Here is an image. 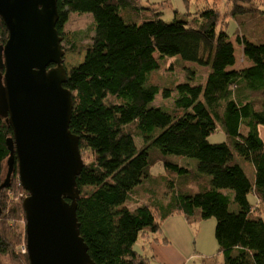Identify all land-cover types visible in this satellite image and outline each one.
I'll list each match as a JSON object with an SVG mask.
<instances>
[{
	"label": "trees",
	"instance_id": "obj_1",
	"mask_svg": "<svg viewBox=\"0 0 264 264\" xmlns=\"http://www.w3.org/2000/svg\"><path fill=\"white\" fill-rule=\"evenodd\" d=\"M212 1L167 21L157 8L149 10L153 2L57 0L55 26L64 49L84 52L82 61L68 69L64 86L73 99L69 128L79 135L80 150L88 152L76 178V216L96 264H151L133 245L144 233L168 241L162 223L174 213L191 220L215 218L223 264H264V140L258 131L264 125V0H224L221 15L219 0ZM71 12L92 16L87 33L66 28ZM245 16L250 19L240 20L244 35L237 34L236 41L250 65L234 69L235 47L226 24ZM80 33L88 38L85 44H78ZM6 38L0 18V44ZM155 54L206 66L204 84L191 83L189 76L161 89L152 81L159 70ZM172 92V104L157 103L158 93L168 99ZM218 128L227 140L210 142ZM11 134L0 117V182ZM166 155L195 159L197 172ZM157 160L168 171L190 175L197 189L175 191L172 181L171 197L160 199L161 180L149 172ZM145 184L153 187L147 190ZM16 189L9 183L0 190V264L7 254L29 264L20 251L25 226L20 234L13 224L24 217L25 196L10 200ZM141 194L146 201H139ZM132 200L135 206L129 207Z\"/></svg>",
	"mask_w": 264,
	"mask_h": 264
},
{
	"label": "water",
	"instance_id": "obj_2",
	"mask_svg": "<svg viewBox=\"0 0 264 264\" xmlns=\"http://www.w3.org/2000/svg\"><path fill=\"white\" fill-rule=\"evenodd\" d=\"M7 38L0 44V117L12 134L6 177L16 170L29 264H96L76 216L84 165L79 135L70 128L72 92L64 84L63 38L57 0H0Z\"/></svg>",
	"mask_w": 264,
	"mask_h": 264
},
{
	"label": "rangeland",
	"instance_id": "obj_3",
	"mask_svg": "<svg viewBox=\"0 0 264 264\" xmlns=\"http://www.w3.org/2000/svg\"><path fill=\"white\" fill-rule=\"evenodd\" d=\"M141 4H146L148 2H153L154 4H150L149 6H152V8H149L150 11L153 10V8H157L161 13L162 17L169 21L172 20L175 17H181L183 16L184 12H186V5L189 4L190 7L199 6L202 7L205 6H211L213 1L212 0H140ZM220 15L225 11V3L224 0H219L216 2ZM180 4V5H179ZM179 7L177 8V6ZM264 5V4H261ZM178 9L180 11V14L178 13ZM150 11H143L142 14L144 15H150ZM189 11H192L191 9ZM188 17V16H187ZM246 19L249 17L245 16ZM250 19V18H249ZM236 22L234 19L228 20V24H226V29L228 30V33L230 36H232V42L235 47V56H236V63L238 65L244 64L247 60H245V57L243 56V51L241 49V45H239L236 41V35L239 34L240 31L237 30V23L240 24V20ZM93 22L92 16L89 13H83L82 15H77L75 12H71L69 16V20L66 24V28L69 31H75V30H85L86 33L89 28V25ZM245 22V19L244 21ZM253 22L254 19H253ZM246 23V22H245ZM91 32H89L90 34ZM81 40L78 41V44H85L88 42V38L84 36V34L80 33ZM79 39V37H78ZM63 47L65 48L64 42H62ZM84 52H67L65 50L64 55V64L68 69H70L72 66L76 65L77 63H80L83 59ZM159 61V70L157 69L155 75L152 77V81H154L161 89L165 86H170L171 84H174V82H184L188 80L189 76H192V80H189L191 83L196 84L198 82H201L204 84L205 76L207 74V67L201 66L193 62H185L183 64H186L184 66L180 62L178 63L177 60H175V57H163V59H159L157 54H155ZM245 60V62H243ZM249 63V61L247 62ZM236 64V65H237ZM191 68H194L195 73L191 71ZM161 92V91H160ZM159 92V93H160ZM157 95V103L158 104H164V105H170L173 102V98L175 93L172 92V96L168 99H163L161 94ZM258 131L262 139L264 140V125L260 124L258 125ZM227 136L225 133L220 130L219 128L217 131L211 133L208 137V140L210 142H220V141H226ZM139 143V140L136 141ZM83 162L85 160V157H87L88 152L84 151L82 152L80 150ZM153 157L156 156V152L152 151ZM168 160H171L173 162H176L178 165H186L189 167L190 171H196V160L190 157H183L178 155H166L165 156ZM162 160H157L154 164L150 166L149 172L150 175H152V178H159L163 184H161V181H159L158 184V191L160 193L159 198L164 199L163 201H166L167 197H171L172 193L167 191L170 190L172 187V184L174 185L175 191L176 189H182V188H193L191 191H195L194 181L191 179L192 177L188 176H180L178 173L168 171L163 167ZM6 171H7V165L5 164L4 170L2 173V180L6 177ZM188 172V174H189ZM247 174L251 175L250 172L247 171ZM163 176V177H162ZM173 181V183H172ZM149 182V181H148ZM172 183V184H171ZM171 184V185H170ZM10 185L16 186L18 189L14 191L15 194H11V201L14 202H20L21 197L25 196V190L22 189V187L19 185L18 180V174L17 170L15 169L10 177ZM144 187L148 190V188H152L153 184H145ZM140 190V188H138ZM25 192V193H24ZM24 193V194H23ZM177 192H175L176 194ZM27 194V193H26ZM139 201L143 200L144 194H141L138 196ZM158 198V200H159ZM249 201L251 203H255V196L253 193L249 194L248 197ZM133 202H130L128 204L129 207L135 206L134 200ZM146 200H143V202ZM264 209V207H263ZM264 217V212H263ZM192 218V217H191ZM187 218L183 213H174L169 218H166L163 223V229L165 235L168 239V241L163 242L162 240H154L150 241L149 243L143 244L146 245V249L143 250L140 246L142 244L143 236H140L139 239L136 240L133 247L134 249L138 250L140 249L141 253L144 255H148L151 259V264H158L156 261L157 255L162 256L163 254L159 253H166L168 251L171 252V249L168 247L171 245L175 248V252L178 254H181V258H171L172 264H223V256L222 253L218 251V245L215 239L214 234V227H215V218L209 217L200 219L197 217L196 219ZM24 217L18 218V220L13 223L16 225V230L20 234L23 231L24 228ZM24 235H22L21 240L23 239ZM139 240V241H138ZM21 242V241H20ZM23 242V240H22ZM21 242V243H22ZM152 244L155 245L156 248L152 246ZM164 244H166L165 249ZM139 247V248H138ZM16 251H18V246L16 248ZM19 252V251H18ZM140 253V252H139ZM155 256H153V254ZM2 264H25L22 257H13L9 254L5 256H1Z\"/></svg>",
	"mask_w": 264,
	"mask_h": 264
},
{
	"label": "crops",
	"instance_id": "obj_4",
	"mask_svg": "<svg viewBox=\"0 0 264 264\" xmlns=\"http://www.w3.org/2000/svg\"><path fill=\"white\" fill-rule=\"evenodd\" d=\"M180 5V4H179ZM179 5L177 6V8L179 7ZM198 8H200L199 6H195V7H190V5L189 4H187L186 5V12L187 11H189L190 9L192 10V11H190V12H194L196 9H198ZM154 9H156V8H154ZM158 10V9H157ZM143 11H146V10H143ZM158 12H159V10H158ZM186 12H184V14L186 13ZM178 13L180 14V11H179V9H178ZM176 15V14H175ZM148 16V15H147ZM244 19H246L245 17H240L239 18V20H242V21H244ZM235 20V19H234ZM236 22H238L239 23V21L238 20H235ZM238 23H237V29L239 28V34L238 35H244L243 34V32L240 30V24L238 25ZM252 24V23H251ZM250 24V25H251ZM237 36V35H236ZM246 37V36H245ZM246 38H248V37H246ZM230 39H232V36H230ZM249 39V38H248ZM232 41V40H231ZM239 44V43H238ZM239 45H241V49H242V51H243V45L242 44H239ZM244 56V55H243ZM246 60V59H245ZM245 60H243V62H245ZM248 61H246L243 65L242 64H240V65H238L237 63H236V56H235V62H234V64L232 65V66H230V68H234V69H240V68H244V67H246V66H248V65H250V62L249 63H247ZM237 64V65H236ZM177 214H179V213H177ZM143 238H142V240H143V242H142V244H140V246H141V248L143 249V250H145L146 249V245H143V244H146V243H149L151 240L152 241H154V240H157V238H155L154 236H149L148 234H146V233H144L143 235ZM139 239V238H138ZM139 241V240H138ZM152 246L154 247V248H156L155 247V245L154 244H152ZM164 247H165V249L168 251V249L166 248L167 246H166V244H164ZM170 249H171V252L170 251H168V252H166V253H159L160 255L161 254H163L162 256H159V255H157V258H156V261L158 262V264H172L171 263V258H176V259H178V258H181V254H177L176 252H175V248L174 247H172L171 245H169L168 246ZM139 248V247H138ZM138 252H140L141 253V251H140V249H138L137 250ZM153 254V253H152ZM153 256H155L154 254H153ZM150 263H151V259H150Z\"/></svg>",
	"mask_w": 264,
	"mask_h": 264
},
{
	"label": "built area",
	"instance_id": "obj_5",
	"mask_svg": "<svg viewBox=\"0 0 264 264\" xmlns=\"http://www.w3.org/2000/svg\"><path fill=\"white\" fill-rule=\"evenodd\" d=\"M20 251H21L22 253H26L25 242H23V244L20 245Z\"/></svg>",
	"mask_w": 264,
	"mask_h": 264
},
{
	"label": "clouds",
	"instance_id": "obj_6",
	"mask_svg": "<svg viewBox=\"0 0 264 264\" xmlns=\"http://www.w3.org/2000/svg\"><path fill=\"white\" fill-rule=\"evenodd\" d=\"M26 195H27V194H26ZM26 195H25V196H26Z\"/></svg>",
	"mask_w": 264,
	"mask_h": 264
}]
</instances>
